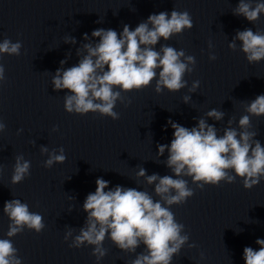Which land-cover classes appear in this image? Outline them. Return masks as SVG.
Instances as JSON below:
<instances>
[{
  "label": "clouds",
  "instance_id": "obj_1",
  "mask_svg": "<svg viewBox=\"0 0 264 264\" xmlns=\"http://www.w3.org/2000/svg\"><path fill=\"white\" fill-rule=\"evenodd\" d=\"M233 14L254 23L264 14V2L253 4V0H239ZM192 28L190 14L174 9L170 15L167 12L149 15L134 30L125 24L119 34L113 29L93 30L91 36L99 38V42L85 43L77 50V55L82 56L77 65L56 70L51 81L53 89L70 93L64 96V109L68 113L86 115L92 112L117 120L119 113L114 108L118 100L123 101L122 92L139 91L150 86L153 80L157 93L164 89L178 92L187 87L184 77L193 72L195 57L168 44H162L159 51L155 46L161 38L168 41ZM83 38L89 39L86 33ZM237 41L241 42L240 50L249 64L264 60V31L238 30L228 47L235 51ZM65 43L75 44L76 41L68 37ZM21 47L20 41L12 42L6 38L0 42V55L18 56ZM216 58L215 54H209L210 60ZM60 63L63 65L65 61ZM4 80L5 68L0 64V82ZM199 83L193 81L189 92H194ZM188 100L189 97L185 96L184 102ZM244 111L247 114L239 119V130L231 127L233 121L230 119L229 126L220 136L216 127L203 118L191 129L169 120L174 138L170 145L160 144L157 148L159 156H163L167 149L166 163L176 178L156 174L146 177L149 185L155 183V194L160 200L154 201L148 192L135 188L116 186L109 189L108 181L97 178L95 192L89 193L83 203V210L87 213L85 227L75 236L73 230L66 231L65 242L71 238L69 247L75 249L93 246L91 254L97 264L107 253L103 247L106 237L126 253H136L137 248L144 246V251L136 254L132 264H172L173 257L188 243L189 236L170 208L185 203L194 194L188 180L181 177H190L200 189L205 185L218 186L222 181L233 183L238 177L245 189H251L264 179V146L255 139L257 133L249 131L250 117L264 116V94L248 103ZM206 115L217 121L224 117V113L215 108ZM5 127L0 122V132ZM20 131L22 129L18 133ZM41 153L48 156L44 161L46 168L66 160L63 148L49 151L42 147ZM30 167L23 155L16 156L11 183H21L30 174ZM136 176L145 177V169L140 168ZM3 213L10 224L6 233L8 238L0 239V264H22L11 238L25 228L40 233L45 228L44 218L31 212L28 204L20 199L6 201ZM255 243L259 250L243 249L245 264H264V239L258 238Z\"/></svg>",
  "mask_w": 264,
  "mask_h": 264
},
{
  "label": "water",
  "instance_id": "obj_2",
  "mask_svg": "<svg viewBox=\"0 0 264 264\" xmlns=\"http://www.w3.org/2000/svg\"><path fill=\"white\" fill-rule=\"evenodd\" d=\"M262 94L264 69L247 104ZM246 114L243 110L241 116ZM250 120L249 131L264 146V116ZM235 128L239 130L238 123ZM258 238L264 239V179L251 189L239 177L233 183L222 181L210 187L190 243L196 246L189 247L184 264H245L243 249L259 250Z\"/></svg>",
  "mask_w": 264,
  "mask_h": 264
}]
</instances>
